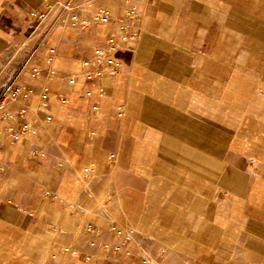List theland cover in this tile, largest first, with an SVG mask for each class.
<instances>
[{
    "label": "crops",
    "instance_id": "1",
    "mask_svg": "<svg viewBox=\"0 0 264 264\" xmlns=\"http://www.w3.org/2000/svg\"><path fill=\"white\" fill-rule=\"evenodd\" d=\"M133 1L148 54H158L154 48L162 42L167 61L190 72L182 87L201 96L188 101L195 116L184 118L174 105L165 111L167 126L186 139L189 163L205 165L206 147L217 143L214 130L221 129L215 113L212 126L203 128L199 103L206 89L213 104L247 114L250 138L234 141L228 176L212 186L188 169L176 178L172 160H146L141 137L148 136L156 156L162 133L128 130L124 116L136 114V87H146L130 78L136 39L121 41L113 75L87 77L96 67L82 62L108 36H119L122 13L120 0H90L80 19L85 23L39 45L24 76L0 98V257L32 264H264L250 257L256 250L264 255V4ZM98 8L108 11L107 21L92 20ZM148 87L154 109L162 92L174 91L167 79ZM222 231L229 234L223 241ZM241 250L250 256L238 259Z\"/></svg>",
    "mask_w": 264,
    "mask_h": 264
},
{
    "label": "rangeland",
    "instance_id": "2",
    "mask_svg": "<svg viewBox=\"0 0 264 264\" xmlns=\"http://www.w3.org/2000/svg\"><path fill=\"white\" fill-rule=\"evenodd\" d=\"M90 0H0V98L4 95L5 89L14 81L24 76L26 68L32 54L35 52L37 47L42 43H46L49 39V44L53 43L52 37L58 36L60 33L66 32L68 29L76 27L75 24L80 23L81 16L89 8ZM263 2L264 0H259ZM69 4L70 7L65 8L63 5ZM75 15V18L72 16ZM84 21V20H83ZM260 26V24H256ZM207 34V33H206ZM205 37H208V34ZM136 72L130 73V78L136 76V85L139 83L142 87H136V95L140 97V103L136 104V114L132 110H126L124 115L127 119L126 128L129 130L133 127H140L148 132V129H156L158 133H162L157 137L159 151L154 155L152 149L153 144L149 145L148 136L144 135L141 137L143 142L142 148H145V159L148 160V155L151 159L157 160H169L173 161L174 165V176L179 178L183 175L184 170L188 169L194 172H199L204 175L211 184L218 182V178L224 180L228 176V164L230 160V147L236 140L238 143L247 142L249 137L248 128L246 124L250 122L249 117L245 113L240 111H234L227 103L213 104L211 93L206 89L204 104L199 106L204 107L205 118L203 122V128L208 129L213 124L214 113L220 116L221 129L220 132L214 130V134L217 138V143L206 147L208 150L205 152V165L197 168L198 159L194 162L189 163L188 155L189 152L186 150V139L181 136V131L178 127L170 128L165 122V111L168 107L174 105L181 110H185L183 114L186 118V113L192 112V106L188 101H196L201 96L197 95L193 90L182 87L181 80H187L190 78V72L184 68L176 66L174 63H169L164 54L165 45L160 41L153 51L152 55H149V46L142 43L144 36L141 34L138 37V31L136 33ZM147 39V38H146ZM134 40V39H133ZM139 51L142 53L138 55ZM156 69L157 73L150 71ZM209 72H205V80H209ZM153 79L158 80H169L174 86L173 93H165L157 98V109H154L153 102V88H149L150 82ZM132 91V89H130ZM157 90H164L163 88ZM169 91V89H167ZM165 93V94H164ZM244 94L243 92L241 93ZM131 95V94H130ZM171 95V96H170ZM170 96V97H169ZM151 101V102H150ZM173 106V107H174ZM156 112V114H155ZM195 116V112L191 113ZM191 114H188L191 115ZM195 114V115H194ZM157 119H154V117ZM138 116L139 119L133 120L134 117ZM182 114L177 116V121H182ZM186 120V119H185ZM160 123H158V122ZM192 121V120H190ZM196 124V119L194 118ZM232 124L231 129H229ZM1 127V121H0ZM166 135L165 133H170ZM172 138L167 146H165V139ZM195 148L196 141L191 142ZM167 147V152H165ZM170 148H173L170 151ZM213 149V150H212ZM199 151L198 156H200ZM202 153V152H201ZM195 156V155H194ZM197 156V155H196ZM217 171L215 180L213 179V172ZM220 171V175H218ZM216 184V183H215ZM219 185H217L218 187ZM244 226L243 218L237 217V232L236 237L239 239L240 230ZM225 237H229L228 231L221 233L222 241ZM239 250V249H238ZM260 251V250H259ZM238 259L249 257L246 255L245 250L238 251L235 255ZM252 259L264 260V255L254 251L251 256ZM27 259V258H26ZM0 264H32V263H21V258L14 256L12 258L0 257ZM34 264V263H33Z\"/></svg>",
    "mask_w": 264,
    "mask_h": 264
},
{
    "label": "built area",
    "instance_id": "3",
    "mask_svg": "<svg viewBox=\"0 0 264 264\" xmlns=\"http://www.w3.org/2000/svg\"><path fill=\"white\" fill-rule=\"evenodd\" d=\"M122 5V13L118 17L119 22V36H108L104 44L94 49L93 55L90 58L85 59L82 62L83 67H96V70H87L86 76L101 75L103 73L113 75L118 68L116 59L114 58V52L120 46L121 41L133 40L136 38V9L137 4L133 0H120ZM63 7H70L69 4L63 5ZM75 18V15L72 16ZM109 19V13L105 8H98L93 14L92 20L94 22L102 23ZM85 23L83 20L81 21ZM22 128H27V125H22Z\"/></svg>",
    "mask_w": 264,
    "mask_h": 264
}]
</instances>
